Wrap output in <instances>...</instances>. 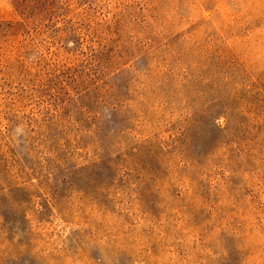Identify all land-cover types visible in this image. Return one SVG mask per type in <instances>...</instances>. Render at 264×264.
Listing matches in <instances>:
<instances>
[{
  "label": "rangeland",
  "instance_id": "rangeland-1",
  "mask_svg": "<svg viewBox=\"0 0 264 264\" xmlns=\"http://www.w3.org/2000/svg\"><path fill=\"white\" fill-rule=\"evenodd\" d=\"M0 264H264V0H0Z\"/></svg>",
  "mask_w": 264,
  "mask_h": 264
}]
</instances>
